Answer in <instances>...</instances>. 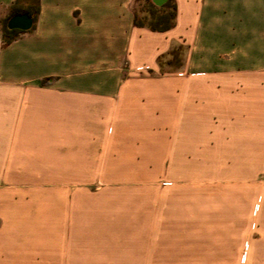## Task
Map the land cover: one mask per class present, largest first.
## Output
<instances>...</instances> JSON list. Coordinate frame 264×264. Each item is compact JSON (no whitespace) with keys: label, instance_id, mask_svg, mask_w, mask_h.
<instances>
[{"label":"crops","instance_id":"crops-1","mask_svg":"<svg viewBox=\"0 0 264 264\" xmlns=\"http://www.w3.org/2000/svg\"><path fill=\"white\" fill-rule=\"evenodd\" d=\"M174 3L0 0V264H264V0Z\"/></svg>","mask_w":264,"mask_h":264},{"label":"trees","instance_id":"trees-1","mask_svg":"<svg viewBox=\"0 0 264 264\" xmlns=\"http://www.w3.org/2000/svg\"><path fill=\"white\" fill-rule=\"evenodd\" d=\"M137 0H134V2ZM142 2L141 11L144 14L139 15L136 9L133 12V25L138 28H146L152 32H164L171 29L175 23V3L174 0H165L161 5H155L152 0H140ZM37 3V0H36ZM35 13L26 12V14L32 17L33 21L35 20V14L37 13L38 7L35 9ZM14 13H11L12 16ZM10 16L3 23V38L4 44L7 45L10 40L15 36L19 31L17 30H8L6 28V22ZM183 50L182 46H176L172 48L167 54L170 57V60L163 63L165 55H162L158 58L157 64L160 71L163 70V65L179 64V56Z\"/></svg>","mask_w":264,"mask_h":264},{"label":"rangeland","instance_id":"rangeland-1","mask_svg":"<svg viewBox=\"0 0 264 264\" xmlns=\"http://www.w3.org/2000/svg\"><path fill=\"white\" fill-rule=\"evenodd\" d=\"M134 9L137 10L139 15L144 14L142 9V2L140 0H137L134 2ZM170 60V57H165L163 59V63L166 61ZM176 64H171V65H163V70H169L172 69L173 66ZM50 177H57L59 175H46ZM73 177H76L77 175H72ZM81 178H85L86 175H78ZM99 175H93L92 183H99L102 181H109V180H119L120 178H126L125 180L128 181H134V182H146L149 181V202H150V212H151V204H154V208L156 207V204L158 199L168 197L166 194V188L171 187V186H166L165 180H162L159 175H142V174H132V175H107L106 178L104 179L103 177H98ZM149 177V178H148ZM91 180V179H90ZM123 180V179H122ZM264 182V180L262 179ZM94 186H89L88 188H93ZM254 222L249 223V228L252 230L253 233H255V228H254ZM247 243L242 244L243 249H246Z\"/></svg>","mask_w":264,"mask_h":264},{"label":"water","instance_id":"water-1","mask_svg":"<svg viewBox=\"0 0 264 264\" xmlns=\"http://www.w3.org/2000/svg\"><path fill=\"white\" fill-rule=\"evenodd\" d=\"M164 0H152L155 5H161ZM33 24L32 17L27 14H16L11 16L6 22L8 30H17L20 32L28 31Z\"/></svg>","mask_w":264,"mask_h":264}]
</instances>
